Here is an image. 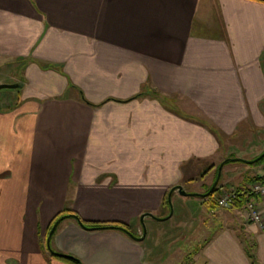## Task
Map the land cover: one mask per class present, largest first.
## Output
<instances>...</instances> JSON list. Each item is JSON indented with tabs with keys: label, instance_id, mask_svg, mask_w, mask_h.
Masks as SVG:
<instances>
[{
	"label": "crops",
	"instance_id": "obj_1",
	"mask_svg": "<svg viewBox=\"0 0 264 264\" xmlns=\"http://www.w3.org/2000/svg\"><path fill=\"white\" fill-rule=\"evenodd\" d=\"M1 81L21 84L0 95V264H73L45 245L64 208L135 236L189 210L191 232L211 228L172 264H251L247 244L264 264L241 205L176 188L163 203L232 149L264 148V0H0ZM238 161L232 186L264 176V157ZM144 235L63 216L49 245L80 264H161Z\"/></svg>",
	"mask_w": 264,
	"mask_h": 264
},
{
	"label": "rangeland",
	"instance_id": "obj_2",
	"mask_svg": "<svg viewBox=\"0 0 264 264\" xmlns=\"http://www.w3.org/2000/svg\"><path fill=\"white\" fill-rule=\"evenodd\" d=\"M11 89H12L11 87H1L0 88V95L5 93L6 91H10ZM250 149L251 148L249 147L247 150L244 151V149L242 148L240 153H237L236 152L237 150L232 149L233 153H230V154L227 153L226 155L224 154L223 156L224 157L239 156V157H243V158H249L248 156L250 154L249 153ZM238 163H239L238 160H228L227 162H225L223 164L222 167H224V168L220 170V174H219L220 176L216 182L217 186H229V185H234L236 183L235 179L238 178V176L236 174L238 172H240V170H241L238 168V166L240 165ZM252 163H254V162L245 163L244 165L249 166V165H252ZM232 165L233 166L235 165V168H232L233 167ZM200 174H202V173H200ZM198 177L199 176H197L196 178H198ZM206 178H208L207 183H209L211 181L209 179V175H207ZM193 181H195V182L187 183V184L185 183V187L183 186V189H185L187 191H193V192L205 191V189H204L205 186L204 185L200 186L197 182V179H194ZM188 196H190L189 198L195 197L194 194L188 195ZM188 196H186V197H188ZM203 198L204 197H197L196 199H197V201H201ZM173 207H174V205H173V202L171 199V211H172ZM188 209H190V207H188ZM192 209L195 210L194 207ZM188 211H185V210L181 211V210L175 208L173 215L165 218L163 220L164 222H158V221L153 222V221H151V222L146 224L145 235H144L145 237L143 238L141 243L143 246H145L147 248V250L150 248L149 254H151L153 256H158L159 253H162L164 250H166L167 257L161 264H172L175 261L176 254L181 255V259H183V262H184V260L187 256L186 251H188L189 245L193 247L196 242L197 243L202 242L205 234H206L205 236H207V233L209 232V230L211 228V224H208L206 226V228L203 226V227L198 228V229L194 230L193 232H191L193 229L192 226L195 224V218L192 220ZM195 216H196V214H195ZM196 219H197V217H196ZM190 232L192 233L193 237L195 236L194 232H197V235H196L197 240H196V238H194L195 240H192L191 243L187 242L185 244V241H190L189 237H188ZM199 234H200V236H199ZM49 244H50V240H49ZM178 244H180L181 246L176 248V246ZM184 245H186V246H184ZM169 249L172 250V252L171 251L169 252ZM57 252H59V251H57ZM61 253H64V252H61Z\"/></svg>",
	"mask_w": 264,
	"mask_h": 264
},
{
	"label": "trees",
	"instance_id": "obj_3",
	"mask_svg": "<svg viewBox=\"0 0 264 264\" xmlns=\"http://www.w3.org/2000/svg\"><path fill=\"white\" fill-rule=\"evenodd\" d=\"M264 149V148H263ZM258 154V153H257ZM257 154H255V155H257ZM254 155V156H255ZM253 156V157H254ZM264 157V154L261 156V157H259L258 159H256V160H254V161H252V162H258V161H260L262 158ZM225 162H227V161H225ZM217 165V164H216ZM216 165H215V168H214V172H213V175H212V177H211V181H212V179H213V177H214V175H215V172H216ZM220 176V175H219ZM219 176H218V179H219ZM250 179L252 178V179H255V178H264V176H263V174H261V175H251L250 177H249ZM251 179V180H252ZM211 181L205 186V190L209 187V185H210V183H211ZM234 188L238 191V198H237V200L234 202V205H236V206H240L241 205V202L244 200V199H246L249 195H250V193L247 191V186L245 187V186H234ZM217 189H218V186L215 184V186L213 187V189H212V191L210 192V193H208L207 195H205L204 196V198H205V200H206V203H207V205L208 206H215L216 204H215V202H214V194L216 193V191H217ZM163 203L168 207V202H167V198H166V195L163 197ZM61 214H64L63 216H72V217H74L76 220H77V222H81L86 228H103V227H114V228H118V229H121V230H125V229H127L128 230V224L127 223H125V222H121V221H117V220H115V221H97V220H87V219H84V218H82V217H80L78 214H77V212L76 211H74V210H71V209H68V208H64V209H62L61 211H59L55 216H54V218H53V220L57 217V216H59V215H61ZM52 220V221H53ZM60 220V219H59ZM52 221H51V223H52ZM51 225V224H50ZM50 225H49V227H50ZM49 227H48V229H49ZM47 229V230H48ZM47 233V232H46ZM251 244H247V247H245V250H246V252H247V255L249 256V258H250V262H251V264H257L256 263V260H255V257H254V253H253V251H252V249H251ZM54 256H56V257H58V258H61V259H63V260H65V261H68V262H71V263H73V264H79V261H78V259L75 257V256H73V255H71V254H68V253H65V254H53Z\"/></svg>",
	"mask_w": 264,
	"mask_h": 264
},
{
	"label": "built area",
	"instance_id": "obj_4",
	"mask_svg": "<svg viewBox=\"0 0 264 264\" xmlns=\"http://www.w3.org/2000/svg\"><path fill=\"white\" fill-rule=\"evenodd\" d=\"M250 195L241 203L247 220L255 223L259 228H264V212L259 201H264V178L252 179L247 185ZM238 198V191L234 186H218L214 195V202L219 207H231Z\"/></svg>",
	"mask_w": 264,
	"mask_h": 264
},
{
	"label": "water",
	"instance_id": "obj_5",
	"mask_svg": "<svg viewBox=\"0 0 264 264\" xmlns=\"http://www.w3.org/2000/svg\"><path fill=\"white\" fill-rule=\"evenodd\" d=\"M20 82L19 81H12V82H7V81H1L0 82V88L1 87H16V86H20ZM264 154V149H262L257 155H255L254 157H251V158H242V157H238V156H232V157H224L222 160H220L218 162V164L216 165V172H215V175H214V178L212 179L209 187L203 191V192H193V191H186L185 189H183L181 187L180 184H176V185H173L171 186L169 189H168V192H167V202H168V207H169V210H168V213L167 215H169L171 213V201H170V192L172 191L173 188H176L177 191L181 194H195V195H201V196H205L207 195L208 193H210L213 189V187L215 186L216 182H217V179H218V176H219V173H220V168H221V165L227 161V160H242V161H245V162H252L256 159H258L259 157H261L262 155ZM144 213H142L143 215ZM64 214H61L59 216H57L51 223L49 229L47 230V233L45 235V245H46V248L48 249L49 252H51L52 254H65V253H61V252H57L55 250H53L50 245H49V237L55 227V225L57 224V222L59 221V219L61 217H63ZM141 215V216H142ZM82 227L86 228L81 222H78ZM140 223H141V226H142V233L138 236H135L134 234H132L129 230L125 229L124 231L129 234L130 236L132 237H135V238H142L143 235H144V232H145V228H144V225H143V221L140 220ZM80 264V263H79Z\"/></svg>",
	"mask_w": 264,
	"mask_h": 264
}]
</instances>
